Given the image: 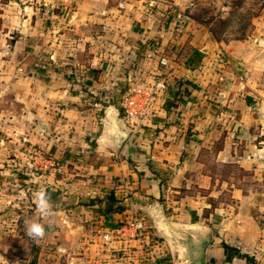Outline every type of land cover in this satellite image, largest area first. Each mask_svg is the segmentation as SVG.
<instances>
[{
	"label": "crops",
	"instance_id": "obj_1",
	"mask_svg": "<svg viewBox=\"0 0 264 264\" xmlns=\"http://www.w3.org/2000/svg\"><path fill=\"white\" fill-rule=\"evenodd\" d=\"M208 1L1 3L0 129L31 145L9 168L0 140V264H198L204 239V264H254L224 244L264 264V5L228 38ZM158 81L141 120L113 101Z\"/></svg>",
	"mask_w": 264,
	"mask_h": 264
},
{
	"label": "rangeland",
	"instance_id": "obj_2",
	"mask_svg": "<svg viewBox=\"0 0 264 264\" xmlns=\"http://www.w3.org/2000/svg\"><path fill=\"white\" fill-rule=\"evenodd\" d=\"M5 1L6 0H0V6L1 3ZM263 5V0H210L205 3V9L209 8L211 12L209 15L215 19L212 29L216 37L245 38L251 32L253 16L263 8ZM1 37L4 36L0 33V55L1 53L5 54L6 51H9V49L12 48L10 43L2 42ZM7 37L8 36H6V38ZM25 74L27 73L24 72L21 75ZM18 128L21 129L20 126H18ZM17 131L18 129L15 126L7 127L3 130L0 129V140L6 141L9 151L8 160L5 161V163L8 164L5 166H8L9 168H16V165H18L17 156L14 154V150L17 147H20V142L23 144V148L31 145L30 142L24 140V137H27L29 133L26 127H24V132ZM29 152L33 154L32 151ZM1 168H3V166H0V169ZM7 177L12 178L14 176L8 174ZM1 180L2 179H0V182ZM14 224L15 220H9L7 227L11 229ZM9 258H11V256H9Z\"/></svg>",
	"mask_w": 264,
	"mask_h": 264
},
{
	"label": "built area",
	"instance_id": "obj_3",
	"mask_svg": "<svg viewBox=\"0 0 264 264\" xmlns=\"http://www.w3.org/2000/svg\"><path fill=\"white\" fill-rule=\"evenodd\" d=\"M177 18L180 20L189 19V15L185 13H177ZM22 71V69H20ZM166 85L162 81H158L154 87L143 88L134 87L127 88L120 93V105L124 111V114L131 119L141 120L148 114V108L152 102L155 101L158 88H165ZM45 168L53 166V162H44ZM105 239H108V235H105Z\"/></svg>",
	"mask_w": 264,
	"mask_h": 264
},
{
	"label": "clouds",
	"instance_id": "obj_4",
	"mask_svg": "<svg viewBox=\"0 0 264 264\" xmlns=\"http://www.w3.org/2000/svg\"><path fill=\"white\" fill-rule=\"evenodd\" d=\"M35 207L39 212L40 216H48L51 215L52 207L48 197V194L44 190L38 191L35 198ZM24 230L25 234L30 238H43L46 232L45 225L37 220H25L24 222Z\"/></svg>",
	"mask_w": 264,
	"mask_h": 264
},
{
	"label": "trees",
	"instance_id": "obj_5",
	"mask_svg": "<svg viewBox=\"0 0 264 264\" xmlns=\"http://www.w3.org/2000/svg\"><path fill=\"white\" fill-rule=\"evenodd\" d=\"M214 33V32H213ZM201 58H202V53L200 51H194L193 52V58L191 59V61L188 63L189 65H192V64H199V62L201 61ZM122 92V91H121ZM120 94H117L115 97H114V102L122 109L121 105H120ZM46 192H48V188L45 189ZM224 248H225V251H226V259L228 261L232 260L234 256H239V257H243L245 258L248 262L250 263H254L256 264V260L247 255V254H243L241 253L238 249L232 247V246H229L227 244H224Z\"/></svg>",
	"mask_w": 264,
	"mask_h": 264
},
{
	"label": "water",
	"instance_id": "obj_6",
	"mask_svg": "<svg viewBox=\"0 0 264 264\" xmlns=\"http://www.w3.org/2000/svg\"><path fill=\"white\" fill-rule=\"evenodd\" d=\"M117 145L118 146H121L122 142H123V139L125 138V134L123 132H118L117 133ZM207 245V240L204 239L201 243H200V247L198 248V253H199V256L197 257L196 259V262L198 264H204V249Z\"/></svg>",
	"mask_w": 264,
	"mask_h": 264
}]
</instances>
